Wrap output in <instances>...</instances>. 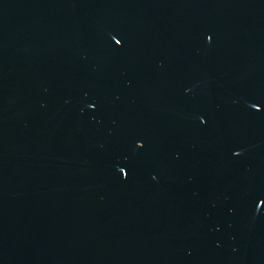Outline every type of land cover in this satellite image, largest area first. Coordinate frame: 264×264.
<instances>
[{"label":"water","instance_id":"1","mask_svg":"<svg viewBox=\"0 0 264 264\" xmlns=\"http://www.w3.org/2000/svg\"><path fill=\"white\" fill-rule=\"evenodd\" d=\"M0 264H264V0H0Z\"/></svg>","mask_w":264,"mask_h":264}]
</instances>
